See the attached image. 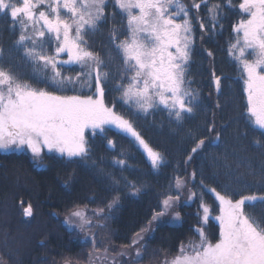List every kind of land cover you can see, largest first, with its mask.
<instances>
[{
	"label": "snow or ice",
	"instance_id": "6c2138e0",
	"mask_svg": "<svg viewBox=\"0 0 264 264\" xmlns=\"http://www.w3.org/2000/svg\"><path fill=\"white\" fill-rule=\"evenodd\" d=\"M202 6L204 16L200 15ZM233 8H238L243 18L232 28L227 52L238 65L243 80L248 119L264 137V0H241L238 5L232 0H0V17L10 21L9 27L16 32L11 51L31 69L32 79L45 85L37 87L24 79L9 51L0 46V149L26 146L36 167L46 166L45 150L98 167L85 131L91 129L95 134L99 130L107 146L115 150L116 141L109 139L105 131L114 128L130 137L146 153L151 167L159 169L166 163L164 153L145 140L131 119L116 111L115 102L111 106L105 103L106 88L118 92L117 99L136 114L164 111L176 123L195 115L203 104L201 92L193 87L195 81L190 76L197 39L195 26L203 42L206 35H215L217 29H222L220 21L227 15L226 9ZM118 14L123 16V24L115 23ZM110 17V47L102 46L101 55L90 43V35L108 27ZM113 50L123 67L115 78L110 71ZM62 55L67 59H62ZM207 55L212 58V51L207 50ZM73 65L79 68L75 75L63 71L65 66ZM209 71L219 94L222 78L214 68ZM68 91L91 94H57ZM216 106L219 107L218 100ZM204 133L193 136L195 146L184 163H190L206 141L212 144L220 140L214 112L204 125ZM253 146L264 150V139H255ZM112 164L127 166L119 156L112 158ZM99 171L105 173L103 168ZM185 172V176L173 175L161 193L158 210L134 233L131 244L119 249L111 245L97 247V237L91 229L106 227L102 221L119 206L121 183L132 195H138L142 185L127 176L116 179L111 172L105 173L111 180V199L92 209L73 203L63 220L70 231L83 234V241L92 244L83 264H116L117 256L142 259L141 249L147 247L142 242L155 231V224L169 214L172 221L183 219L177 210L182 197L185 204L200 201L199 219L192 228L198 239L181 242L175 254L162 251L159 264H264V214L245 210L246 205L264 204V163L259 171L248 163L247 173L234 175L220 191L205 183L202 170L199 179L196 169ZM205 192L219 201L220 214L214 217L219 222V238L215 242L205 232L211 213L204 203ZM245 192L249 194H242ZM23 212L32 216V205L29 203ZM130 249H134V256ZM0 264L7 261L0 257ZM58 264L82 262L64 257Z\"/></svg>",
	"mask_w": 264,
	"mask_h": 264
},
{
	"label": "trees",
	"instance_id": "16d2710c",
	"mask_svg": "<svg viewBox=\"0 0 264 264\" xmlns=\"http://www.w3.org/2000/svg\"><path fill=\"white\" fill-rule=\"evenodd\" d=\"M219 2L223 3L225 0ZM240 2L241 0H232L234 5ZM109 11H112L111 6ZM226 12L227 15L220 21L222 29H217L215 35H206L203 42L199 39L200 31L194 22L197 39L192 52L190 76L195 81L193 87L200 90L203 101L195 115L186 117L182 123H176L164 111L158 110L149 115L136 114L117 99L120 95L118 92H109L106 88V103L111 106L115 102L116 111L131 119L141 135L154 148L164 153L166 163L159 169L151 167L146 153L130 137L114 128L105 131L109 139L116 141L115 150L107 146L104 134L99 130L95 134L91 129L87 131L86 138L93 147V159L97 161L98 167L86 166L79 158L69 160L55 153L44 156L46 166L36 167L31 152L0 149V257L7 264H57L64 257L74 258V251L67 247L68 241L64 238L70 230L61 217L66 215L73 203L92 209L102 207L104 202L110 200L113 192L111 180L105 174L107 172H111L116 179L123 175L135 180L138 186L142 185L140 193L132 195L121 183L119 206L102 221L106 227L91 229L96 234L97 247L111 245L119 249L120 246L130 245L134 233L144 226L154 210H158V203L163 198L161 193L172 182L174 174L185 176V169L188 172L196 169L199 179L202 170L205 183L220 191L234 175L246 174L248 163L259 171L260 165L264 163V150L254 147L253 141L264 137L260 136L259 129L248 119L243 80L238 65L227 52L229 41L233 38L232 28L243 17L238 8L226 9ZM204 14L202 6L200 15ZM115 23L123 24V16L118 14ZM9 24L10 21L0 17V46L9 51L14 63L18 65L17 71L24 79L37 87H45L32 79L31 69L18 54L11 51L16 32ZM111 24L110 17L108 27L90 35V43L96 51H101L104 45L110 47L108 28ZM207 50L212 51V58L208 57ZM101 55H104L102 51ZM112 56L110 71L115 78L118 71H123V67L120 56L114 50ZM210 67L222 78L219 94L211 83ZM63 71L75 75L79 68L75 65L65 66ZM48 90L55 91L54 88ZM57 94L91 93L68 91ZM217 100L219 107L216 106ZM213 112L220 140L212 144L206 141L203 150L193 154L190 163H184L191 148L195 146L193 136L206 135L204 125ZM215 134L214 132L213 135ZM116 156L124 159L127 166H113L112 158ZM237 165H241L238 171ZM99 168H103L105 173H101ZM246 179L251 180L252 177L246 176ZM189 187L192 188L193 185L190 183ZM194 190L199 191L198 188ZM29 203L33 206V216L26 219L23 209ZM204 203H209L213 211L219 210V201L210 192H205ZM199 208V200L182 203L177 209L183 217L181 222L159 223L155 232L143 242L147 247L141 249L142 259H123L121 264H159L162 251L175 254L181 242L195 235L192 228L198 222ZM245 210L256 215L264 214V204L256 203L251 207L246 205ZM210 221L213 225L212 232L217 231L218 222L214 219ZM91 249L92 244L81 238L79 250L82 264ZM130 251L134 255V250Z\"/></svg>",
	"mask_w": 264,
	"mask_h": 264
},
{
	"label": "rangeland",
	"instance_id": "374dc122",
	"mask_svg": "<svg viewBox=\"0 0 264 264\" xmlns=\"http://www.w3.org/2000/svg\"><path fill=\"white\" fill-rule=\"evenodd\" d=\"M62 59H67V56L65 55V57H61ZM249 59H251L252 57L251 56H249L248 57ZM105 103H106V101H105ZM89 129H87L86 131H85V136H86V134H87V131H88ZM146 140V139H145ZM150 144V143H149ZM151 145V144H150ZM152 146V145H151ZM2 150H5V149H2ZM7 150H26V151H29V152H31L30 151V149H28L26 146L24 147V148H22V149H17V148H15V146H13L12 148H10V149H7ZM51 153H55V154H58V155H61V154H59V153H56V152H47V150H45V154H44V156L46 155V154H51ZM185 195H187V193H185ZM182 199V203H184L183 201H184V197H182L181 198ZM181 203V204H182ZM189 203H191V201L189 202ZM209 207H210V205H209V203H206ZM211 209V208H210ZM179 211V210H178ZM220 214V208H219V210H217V211H213L212 209H211V213H210V219H214V217H216V216H218ZM210 219H209V221H208V223H207V226L205 227V232L207 233V235H208V238L210 239V240H212L213 242H215L218 238H219V225L218 226H216V229H217V231H213L212 232V224H211V221H210ZM214 220H216V219H214ZM217 221V220H216ZM162 222H169V223H180L181 221H172V217H171V214H169L168 216H166L163 220H162ZM218 222V221H217ZM161 223V222H160ZM159 224V223H158ZM158 224H155L153 227L155 228V230H156V226L158 225ZM211 224V225H210ZM218 224H219V222H218ZM197 225V224H196ZM214 227H215V225H214ZM218 227V228H217ZM155 232V231H154ZM154 232H152V233H150V234H153ZM216 232V233H215ZM149 234V235H150ZM149 235H147L146 236V238L149 236ZM145 238V239H146ZM190 239V238H189ZM189 239H187V241L189 240ZM191 239H198V237H196V234L191 238ZM31 241V240H30ZM187 241H184L185 243L187 242ZM143 243V242H142ZM132 253V252H131ZM117 259H118V256H117ZM116 259V260H117Z\"/></svg>",
	"mask_w": 264,
	"mask_h": 264
},
{
	"label": "flooded vegetation",
	"instance_id": "af4514ba",
	"mask_svg": "<svg viewBox=\"0 0 264 264\" xmlns=\"http://www.w3.org/2000/svg\"><path fill=\"white\" fill-rule=\"evenodd\" d=\"M28 206V205H27ZM26 206V207H27ZM33 207V206H32ZM33 216V215H32ZM32 216H26L25 215V218L26 219H30V217H32ZM61 217V216H60ZM62 218V221L64 220V218H65V215H64V217H61ZM69 230V229H68ZM67 241H68V245H67V247L69 248V249H72V251H74V259H79L80 261H81V253H80V251L81 250H79V248H80V245H81V238H82V235H81V233H78V232H76V231H70V233H68V234H66L65 235V237H64ZM146 244V243H145ZM134 250V249H133ZM71 251V250H70ZM131 252V251H130ZM77 253V254H76ZM132 254V253H131ZM134 256V255H133ZM123 259H129V257H127V256H124V257H121V256H118V261L116 260V264H121V261L123 260ZM57 264H58V262H57Z\"/></svg>",
	"mask_w": 264,
	"mask_h": 264
}]
</instances>
